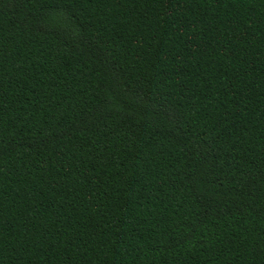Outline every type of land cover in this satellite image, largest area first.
I'll use <instances>...</instances> for the list:
<instances>
[{
	"label": "trees",
	"instance_id": "16d2710c",
	"mask_svg": "<svg viewBox=\"0 0 264 264\" xmlns=\"http://www.w3.org/2000/svg\"><path fill=\"white\" fill-rule=\"evenodd\" d=\"M0 264H264V0H0Z\"/></svg>",
	"mask_w": 264,
	"mask_h": 264
}]
</instances>
